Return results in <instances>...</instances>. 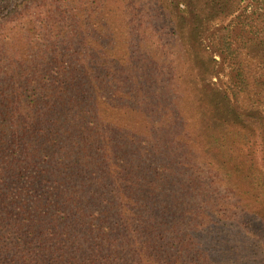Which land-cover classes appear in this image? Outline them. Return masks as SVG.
I'll list each match as a JSON object with an SVG mask.
<instances>
[{
    "label": "trees",
    "instance_id": "1",
    "mask_svg": "<svg viewBox=\"0 0 264 264\" xmlns=\"http://www.w3.org/2000/svg\"><path fill=\"white\" fill-rule=\"evenodd\" d=\"M0 264H264V0H0Z\"/></svg>",
    "mask_w": 264,
    "mask_h": 264
},
{
    "label": "rangeland",
    "instance_id": "2",
    "mask_svg": "<svg viewBox=\"0 0 264 264\" xmlns=\"http://www.w3.org/2000/svg\"><path fill=\"white\" fill-rule=\"evenodd\" d=\"M156 6H154V5H152L151 6V9L152 10H154V8H155ZM229 73H230V68H229V66H226V68L224 69V75H221L220 77H215L213 80L214 81H218V80H220V79H227L228 80V77H229Z\"/></svg>",
    "mask_w": 264,
    "mask_h": 264
}]
</instances>
